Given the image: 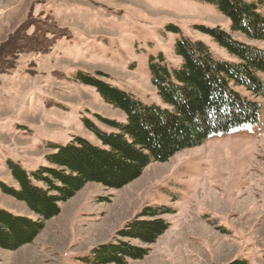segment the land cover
Here are the masks:
<instances>
[{"label": "rangeland", "instance_id": "374dc122", "mask_svg": "<svg viewBox=\"0 0 264 264\" xmlns=\"http://www.w3.org/2000/svg\"><path fill=\"white\" fill-rule=\"evenodd\" d=\"M198 26L264 51L263 40L232 31L205 0H0V181L16 186L9 161L31 171L47 163L52 146L75 136L99 144L86 121L111 130L101 118L126 120L78 73L163 105L149 70L152 56L179 66L175 44L188 38L203 41L216 59L236 60ZM258 76L257 97L235 87L260 104L253 124L151 162L119 188L84 184L31 242L0 247V264H92L80 259L100 244H140L117 233L130 220L149 219L140 216L146 207L168 210L158 216L168 227L143 258L125 264H264V73ZM0 207L37 217L1 190Z\"/></svg>", "mask_w": 264, "mask_h": 264}, {"label": "trees", "instance_id": "16d2710c", "mask_svg": "<svg viewBox=\"0 0 264 264\" xmlns=\"http://www.w3.org/2000/svg\"><path fill=\"white\" fill-rule=\"evenodd\" d=\"M212 3L231 23V30L248 39L264 41V0H205ZM236 60L214 58L201 40L182 38L175 53L182 60L169 67L163 55L152 56L149 70L162 104H145L131 94L94 76L78 73L109 104L126 116L124 122L101 118L111 130H102L91 121L87 127L99 144L75 136L64 145H54L45 156L46 164L26 171L20 164L8 166L16 186L0 181V190L25 203L37 216L15 214L0 207V247L15 250L31 242L47 220L59 213L60 203L71 198L88 182L119 188L137 178L149 163L164 162L175 152L200 145L208 136L257 121L260 104L242 95L240 86L254 97L263 91L258 72L264 73V51L232 39L217 27L198 26ZM168 212L146 207L145 218L130 220L118 231L122 239L92 249L81 261L92 264H125L141 259L149 245L167 229L158 217ZM231 264H246L233 261Z\"/></svg>", "mask_w": 264, "mask_h": 264}]
</instances>
